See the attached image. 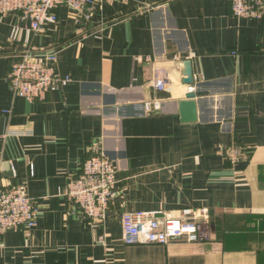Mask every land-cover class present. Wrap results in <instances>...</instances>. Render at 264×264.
<instances>
[{"label":"crops","instance_id":"obj_1","mask_svg":"<svg viewBox=\"0 0 264 264\" xmlns=\"http://www.w3.org/2000/svg\"><path fill=\"white\" fill-rule=\"evenodd\" d=\"M55 13L27 37L56 48L54 72L71 80L35 102L7 79L23 49L11 30L28 22L0 18V187H23L38 208L32 229L0 236V264H264V16L234 18L227 0H106L89 17ZM181 100L196 102L195 121L180 120ZM94 143L116 165L119 196L97 222L66 197ZM232 144L245 152L235 163L222 153ZM181 207L209 210L210 241L121 242V212Z\"/></svg>","mask_w":264,"mask_h":264},{"label":"built area","instance_id":"obj_2","mask_svg":"<svg viewBox=\"0 0 264 264\" xmlns=\"http://www.w3.org/2000/svg\"><path fill=\"white\" fill-rule=\"evenodd\" d=\"M106 0H0V18L7 13H19L27 20L28 30L13 27L9 36L12 44L23 45L18 58L13 61L7 79L15 96L28 102L42 101L50 91L70 82V77H59L52 67L56 48L38 50L27 37L40 34L46 26L57 21L55 9L66 6L78 18L89 17V11ZM230 13L238 19H259L264 16V0H227ZM154 109L158 105H154ZM147 109L151 107L146 105ZM77 175L69 178L66 197L74 212L92 222L106 218L111 204L117 200L116 165L101 147L94 143ZM231 162L241 160L244 148L232 144L222 148ZM30 176L34 175L29 164ZM38 208L21 186L0 187V236L9 229H32L36 225ZM121 242L124 245L168 244L174 240L207 242L209 210L205 207H181L176 211H123L120 213ZM1 245V244H0Z\"/></svg>","mask_w":264,"mask_h":264},{"label":"water","instance_id":"obj_3","mask_svg":"<svg viewBox=\"0 0 264 264\" xmlns=\"http://www.w3.org/2000/svg\"><path fill=\"white\" fill-rule=\"evenodd\" d=\"M178 66L182 67V80L185 84L192 81L190 65L188 61L179 62ZM180 120L182 122H191L196 120V102L193 100H181L178 103Z\"/></svg>","mask_w":264,"mask_h":264}]
</instances>
